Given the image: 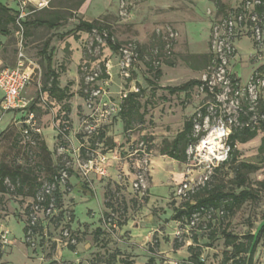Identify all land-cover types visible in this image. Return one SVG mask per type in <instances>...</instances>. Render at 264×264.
<instances>
[{"label":"rangeland","instance_id":"rangeland-1","mask_svg":"<svg viewBox=\"0 0 264 264\" xmlns=\"http://www.w3.org/2000/svg\"><path fill=\"white\" fill-rule=\"evenodd\" d=\"M0 1L18 10L22 21L51 18L54 14L63 18V26L54 30L44 26L22 27L24 51L32 68L24 89L32 88L35 98L47 83L45 59L40 51L43 41L50 37L60 86L68 84L73 93L62 102H56L46 92L40 93L33 108H29L30 99L23 90L21 98L27 107L16 111L14 117L12 111L2 115L0 167L17 170L20 176L6 177L3 181L6 190L0 191V232L7 238L6 243H0V264H111L106 255L117 246L126 260L131 254L125 247L132 248L136 254L134 264H146L151 255L154 258L151 264H180L184 259H171L168 263L165 257L172 249L174 238L182 243V248L195 242L201 249V259L208 264H221L226 249L223 228L238 237L258 230L264 221V183H261L264 182V149H259L264 131L260 127L254 138L236 142L234 159L212 169L205 163L194 162L192 156L187 158L186 150L184 162L163 158L161 154L182 129L183 122L202 107L207 115L205 133L223 126L226 134L237 121L239 108L246 104L243 95L236 102L228 92L213 97L198 86L186 94L169 93L163 88L190 79L202 80L208 71L212 25L239 9L243 0H124L123 8L122 0H51L47 7L33 11V0ZM79 18L103 25L119 46L130 45L138 50L129 78L122 75L118 53L108 48L98 32H72L63 39L56 37L71 30ZM169 30L175 33L172 55L163 57L162 40ZM15 32L12 28L8 36H0V68L15 62ZM234 46L237 56L229 63V71L233 70L235 75L232 74L243 86L255 70L264 66V40L257 46L245 35L237 38ZM155 47L160 51L158 57H162L157 66L150 62ZM157 69L161 75L155 78ZM130 93L134 94V110L125 116L128 120L125 125L126 118L120 113ZM260 103L264 104V91ZM63 104L69 106L68 112ZM27 111L34 113L40 131L28 130L25 136L23 131L27 127L23 120ZM194 118L198 119L196 115ZM253 120L255 116L250 119ZM226 136H222L223 142ZM140 151L150 155L144 189L133 185L142 156ZM112 152L121 159L106 155ZM88 159L92 160V166L84 168ZM125 161L123 169L121 163ZM238 162L254 168L240 169L236 177ZM96 167L104 173L96 172ZM55 175L63 177L58 184L61 205L51 218L38 212L36 217L45 218L44 233L29 237L26 241L30 245H26L23 230L26 208L33 201L35 190H43ZM204 176L208 178L201 185ZM240 177L244 179L242 184ZM187 178L198 188L179 198L176 190ZM78 181L85 183L93 194L80 189ZM242 189L257 193L258 198L247 199L228 212L222 203L212 210L210 217L199 214L194 226H186V217L174 226L172 215L185 202L192 203L208 191L237 194ZM110 218L114 222H128L132 236L121 233ZM98 227L102 231L96 235ZM153 238L158 240V245ZM70 246L73 250H69ZM254 257L255 264H264V237Z\"/></svg>","mask_w":264,"mask_h":264},{"label":"built area","instance_id":"built-area-1","mask_svg":"<svg viewBox=\"0 0 264 264\" xmlns=\"http://www.w3.org/2000/svg\"><path fill=\"white\" fill-rule=\"evenodd\" d=\"M51 0H33L32 11L36 9H42L47 7ZM263 3V0H243L240 8L237 11L230 12L225 16L219 18L211 27L210 40H209V54L210 60L208 65V71L203 75V84L200 87L206 91L209 95L217 97L218 94L230 93L233 99L237 101L240 95H243L248 104V109L252 110L255 120L259 117L257 112V106L261 98V92L264 91V66L260 70H255L248 81L241 86L240 82H235L229 71V63L237 56V51L234 46V41L240 36L249 33L253 44L259 46L262 45L264 40V29L261 20L263 14H259L255 7ZM125 5L124 0L121 1V7ZM19 18V17H18ZM18 29L15 32L16 35V61L13 66H7L0 69V90L2 91V98L0 99V121L2 115L8 111H22L27 107V103L21 98V93L29 82V73L24 70L25 63L27 61L24 53V36L23 28L17 22ZM175 39V33L170 31L162 40L163 46V57H170L172 55L173 40ZM119 56V67L122 75L126 78L130 77V72L133 69L134 63L139 55L138 50L130 45L119 46L117 50ZM153 57L150 62L152 65L157 66L160 62L161 56L158 57L160 51L158 47H155L152 51ZM203 108V107H202ZM196 111V118L193 119V130L192 137L196 139L191 141L187 145L186 153L187 158L192 156L194 162L205 163L207 168H214L220 163L225 161L229 155V146L226 140L222 141V136L228 135L231 127L228 129L229 132L223 133L224 127L216 126L212 128L208 133H205V125L207 123L206 113L202 115L201 109ZM242 107L239 108V111ZM239 114V113H238ZM206 118V119H205ZM255 120L254 123H255ZM26 129L24 134L27 136L28 130H32L38 133L40 130L35 125L34 113L27 111L25 119L23 120ZM235 120L233 126L237 124ZM219 128L221 130L220 147L213 152H209L203 143L205 139L213 132V129ZM227 138V136H226ZM202 146L204 148H202ZM142 153L141 159L138 160L139 164L134 175V187L136 189H144L146 187V175L150 163V155L146 151H140ZM203 152L204 154H201ZM92 166V160L88 159L84 163V168ZM88 171V170H87ZM96 172L100 174L104 173L100 167H96ZM208 176H204L201 179V185H204ZM63 180L60 175L59 182ZM192 179H185L180 182L176 195L181 198L186 196L188 193H193L197 190L198 186L193 184ZM54 188V183H47L44 185L43 190L37 193V203L32 206L30 224H34L36 221L35 212L40 209L44 214L50 215L55 211L53 207L54 198L51 196V192ZM45 195L50 196L48 207L42 208L39 206L40 202H43ZM201 210H203L201 208ZM201 210H196L191 214V217L186 223V226H194L197 224L198 215L202 214ZM213 209L203 210V214H207L210 217ZM222 214L223 211H220ZM65 234V233H64ZM31 237V236H30ZM7 238L5 234L0 232V243H6Z\"/></svg>","mask_w":264,"mask_h":264},{"label":"trees","instance_id":"trees-1","mask_svg":"<svg viewBox=\"0 0 264 264\" xmlns=\"http://www.w3.org/2000/svg\"><path fill=\"white\" fill-rule=\"evenodd\" d=\"M242 4V3H241ZM238 10V9H237ZM233 10V11H237ZM255 10L259 14H263L262 22L263 23V29H264V0L263 3L260 5H257L255 7ZM19 11L13 10L12 8L6 6L4 3L0 1V36H8L11 33V29L14 28L16 31L18 29L17 22L24 28H28L29 26H45L49 29L57 28L61 25H63V20L61 17H57L55 19H44V18H34V19H28V20H21L18 18ZM83 31L86 33H92L93 31L98 32L99 34L103 35L104 40L108 48L114 52H117L119 45L114 42L112 38V33L107 30L103 25L98 24L94 21H88L79 18L77 23L75 24L74 28L70 31H67L63 34H61L60 37H63L71 32H78ZM49 46V40H45L43 42L42 50L41 52L44 54L46 49ZM15 49L17 53V47L15 44ZM210 60V54H208V61ZM46 79L47 83L40 89L39 94L46 92L50 98L55 100L56 102H62L67 101L70 97L73 96V93L70 92L68 84L65 86H60L58 82V72L51 67V55L46 56ZM12 66V65H10ZM7 67V66H6ZM4 68V67H3ZM161 71L160 69L155 70L154 76L155 78L160 77ZM231 76L234 78L235 82H238V78L234 77L233 74ZM203 82L200 79H190L180 85L177 86H167L163 88L169 93H177V92H186L190 90L194 86H201ZM39 94L29 101L28 107L33 108L35 101L37 100V97ZM134 94L130 93L128 94L126 98V106L124 107V110H121V115L126 118L125 119V125H128V120L126 115H129L134 110ZM263 103V102H262ZM258 104L257 110L259 108V117H257L256 124H254V121H250V119L253 116V111L248 109V104H245L241 110L239 111V114L237 116L238 123L231 127V130L226 138V143L229 146V155L225 161H228V159H234V153L237 152L235 144L236 142L244 143L252 138H254L257 134V130L260 127L264 131V104ZM63 108L66 112L69 111V106L63 104ZM202 115L205 114V109H201ZM196 112H194L188 119H186L183 122V127L180 129L175 136L171 139L169 144L164 148V150L161 152V154L168 156L171 159H174L178 162H184L185 161V150L189 142L195 141L192 137V130H193V124H194V117ZM259 149L262 151L264 149V137L261 139V143L259 145ZM224 162V161H223ZM222 162V163H223ZM253 169L254 167L251 164H248L246 162H238L237 167L235 168V176L239 177L240 169ZM69 175H72V172L69 171ZM10 177L12 179L18 178L20 174L17 170L11 171L6 168L0 167V191H4L5 186L3 185V181L6 177ZM59 177L60 175H55L54 180L51 181V183H54V188L51 192V196L54 198V204L53 207L56 209L60 207L62 202V192L59 188ZM240 184L244 183V179L240 177L239 179ZM261 183H264L263 181ZM79 187L83 191H89L91 194H93L92 190L88 188V186L83 183L79 182ZM66 187H69V184H65ZM39 190H35L33 201L30 205L26 208V218L24 221L23 230L25 233V244L30 245V242L26 241L30 236L33 235H39L42 236L44 233V223L43 220L45 219L44 216H39L36 218V221L34 224H30L31 220V213H32V206H34L37 203V193ZM45 199L43 202L39 203V206L43 209L48 207L49 198L50 196L45 195ZM258 198L257 193L252 192L251 190L242 189L237 194L233 192H225L220 190H213L208 191L206 194L199 195L195 198L194 202H185V204L181 207H178L174 214L172 215V219L179 220L182 217H186V220L188 221L191 217V214L196 210H201V208L204 210L213 209L216 210L218 207L223 203L224 208L226 209V212L230 211L233 206L238 205L246 201L247 199L256 200ZM108 205V204H107ZM203 210H201V213H203ZM38 212H41L44 214L40 209L35 212V215L38 214ZM53 214L49 215V218H51ZM113 223H115L116 226L121 227L125 221H113V218H110ZM101 228L95 229V234L98 235L101 233ZM221 234L223 237V245L225 246V250L223 251V258L221 261V264H255L254 262V254L256 252L257 246L260 242V240L264 237V221L261 223L260 227L256 232L248 231L244 234H242L240 237L230 233L226 228H223L221 230ZM153 242H155V245H158V240L156 238H153ZM194 241V240H193ZM182 245L181 242H178L177 238L173 239L172 242V248L177 249ZM113 250L112 253H109L106 255L107 262H110L111 264H115L117 261L121 262L122 264H131L132 260H126L122 253V250L118 248ZM229 249V250H228ZM69 250H73V246L69 247ZM149 251H153L152 246H148ZM187 251L189 253V256L184 259L180 264H208L203 259H201V249L198 245L190 244L187 246ZM229 251V252H228ZM121 256L120 258H117ZM154 261L153 256H149L147 259L146 264H151ZM177 264V263H176Z\"/></svg>","mask_w":264,"mask_h":264},{"label":"crops","instance_id":"crops-1","mask_svg":"<svg viewBox=\"0 0 264 264\" xmlns=\"http://www.w3.org/2000/svg\"><path fill=\"white\" fill-rule=\"evenodd\" d=\"M84 2V1H83ZM83 7V4L81 5V8ZM81 10V9H80ZM57 17H60V15H57V14H54L51 18H44V19H55V18H57ZM62 20H63V18H62ZM64 21V20H63ZM89 21V20H88ZM63 24H64V22H63ZM63 25H61V26H59V27H57V28H54V29H58V28H60V27H62ZM75 26V25H74ZM74 26H73V28H74ZM45 27V26H44ZM47 28V27H46ZM72 28V29H73ZM49 29V28H48ZM54 29H50V30H54ZM71 29V30H72ZM68 31H70V30H68ZM65 32H67V30H65L64 32H60L59 34H57L56 35V37L57 38H59V39H63V38H65L66 36H68V35H70L71 33H69V34H67V35H65V36H63V37H60L61 36V34H63V33H65ZM79 32H83V31H78V32H76L77 34L79 33ZM75 33V32H74ZM249 36L250 37V35H249V33H246V34H244V35H242V36ZM242 36H240L239 38H241ZM251 38V37H250ZM45 40H49V46H48V48L46 49V51H45V53L43 54L41 51H40V54H41V56H43V58L45 59V69H46V65H47V61H46V56L47 55H51V67L52 68H54L57 72H58V82H59V85H60V82H61V77L59 76V71L54 67V65H53V60H52V51H53V48L50 46V42H51V38L50 37H48V38H46ZM44 40V41H45ZM43 41V42H44ZM65 41H67V42H69V38H66V40ZM43 46V45H42ZM49 49V50H48ZM42 50V49H41ZM48 50V51H47ZM24 53H25V51H24ZM25 55H26V53H25ZM26 58H27V56H26ZM15 61H16V59H15ZM14 64H15V62H14ZM13 64V65H14ZM0 65H1V60H0ZM12 65V66H13ZM0 69H2V68H0ZM24 70L26 71V72H28L29 73V75H30V73H31V71H32V68H31V65L28 63V59H27V61H26V63H25V67H24ZM231 73H233L234 75H235V73L233 72V70L231 71ZM180 84H182V83H180ZM179 84V85H180ZM189 91V90H188ZM188 91H186V92H177L176 94H186ZM2 91L0 90V99L2 98ZM35 94V92H34V90L32 89V88H30V87H27L26 89H24V95H25V97L27 98V99H30V100H32L33 98H32V96ZM29 100V101H30ZM15 112L16 111H12V113H13V117H14V114H15ZM46 145V144H45ZM46 148L48 149V150H50L51 148L48 146V145H46ZM112 155L113 157H115V159H121L120 158V156L119 155H117L116 153H114V152H112V153H107L106 155L107 156H109V155ZM160 156H162V155H160ZM163 158H169L168 156H166V155H164V156H162ZM169 159H171V158H169ZM173 161H175V162H178V161H176V160H174V159H172ZM151 163H152V159H151ZM121 164H123V166H125L123 169H125L126 168V161L125 162H123V163H121ZM151 173V172H150ZM74 178V177H73ZM80 181H78L77 182V184L79 183ZM150 183H151V174H150ZM78 186H79V184H78ZM80 188V187H79ZM81 189V188H80ZM174 220V219H173ZM178 224V220H174V226H176ZM120 232L121 233H124V232H128L131 236H132V233H131V230L129 229V223L128 222H126L125 221V223L120 227ZM133 238H134V236H133ZM193 243V242H192ZM195 243V242H194ZM196 245V244H195ZM182 246V245H181ZM180 246V247H181ZM188 246V245H187ZM187 246L185 247V248H177V249H173L172 247V249H171V251L170 252H167L166 253V255H165V257L167 258V260H168V263H171L170 261H171V259H186L188 256H189V253H188V251H187ZM125 249H127V252L128 253H130L131 254V256L129 257V260H132V263L131 264H134V262H135V252L133 251V250H131L132 248H127V247H125ZM122 250V249H121ZM149 257V256H148ZM254 262H255V257H254Z\"/></svg>","mask_w":264,"mask_h":264},{"label":"bare ground","instance_id":"bare-ground-1","mask_svg":"<svg viewBox=\"0 0 264 264\" xmlns=\"http://www.w3.org/2000/svg\"><path fill=\"white\" fill-rule=\"evenodd\" d=\"M222 133L219 128L213 129V132L208 135V137L205 139L203 145L208 149L209 152H213L216 149L220 147V137ZM202 146V148H204Z\"/></svg>","mask_w":264,"mask_h":264}]
</instances>
